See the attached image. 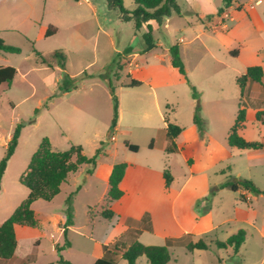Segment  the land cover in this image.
<instances>
[{"label":"rangeland","instance_id":"rangeland-1","mask_svg":"<svg viewBox=\"0 0 264 264\" xmlns=\"http://www.w3.org/2000/svg\"><path fill=\"white\" fill-rule=\"evenodd\" d=\"M35 1L39 5L45 2L32 0L33 9H28L12 0H0V37L21 48L20 54L10 56L13 59L9 64L17 69L11 88L0 92V161L17 124H24L2 181L0 220L5 207L28 193L20 184L18 173L26 170L44 137L59 151L80 145L87 157L96 155L98 149L100 153L95 165H82L72 173L53 200L33 203L39 225L24 230L17 228V258L7 264H18L20 258L27 256L30 259L26 264H61V257L70 264H94L101 257L125 264L122 251L134 239L143 244L166 246L165 237L169 236L174 237V244L168 246L171 253L168 264H264V242L259 237L264 229V194H252L245 202L240 194L247 196V192H234L223 186L228 181L244 178L264 191V160L253 159L250 150L231 147L227 142L230 124L235 121L241 101L235 71L232 79L222 73L224 95L219 114L215 112L217 116L211 124L204 119V137L209 144L188 132L189 144L185 149L168 155L162 145L164 116L168 114L171 121L186 130L193 122L198 105L199 115L206 116L201 110L200 95L204 93L202 89L206 90L204 95L208 90L199 81L200 69H191L193 74L188 80L180 74L172 75V86L156 89L159 100L156 107L153 98L146 97L151 91L148 85L134 88L120 85L121 80L127 79L128 70L123 69L121 74L126 63L123 53L115 50L128 46L139 50L146 33L144 28L136 29L132 20H123L120 11L110 7L107 0H50L45 16L39 19L33 17L37 11ZM123 5L129 11L135 7L134 0H123ZM49 23L56 25L57 33L46 38ZM165 36L161 28L153 39L161 40L166 46L175 41V37L169 40ZM215 49L224 59L217 45ZM55 51L63 52L66 59L55 56ZM197 53L193 56L199 57ZM203 60L205 69L211 68L209 55ZM65 74L72 77L76 87L64 93L60 83ZM190 82L197 90L196 98ZM110 84L120 103L122 123L130 127L126 135L123 129L111 131L114 100ZM135 102L147 103L148 111L128 108L129 103ZM242 102L247 108L242 136L264 143V126L252 113L258 106L256 99L246 97ZM114 133L116 139L111 141ZM127 143L137 145L139 150L130 151ZM128 159L136 164L137 181L145 180L135 186L132 179L135 188L128 183L124 198L113 206L117 213L133 216L148 210L153 216L154 231L145 230L139 224L140 231L125 232L126 224L118 222V218L108 220L101 216L107 192L102 172L111 163ZM166 168L173 176L168 189L163 178ZM70 196L72 224L65 235L66 201ZM198 218H211L217 230L199 237L186 235L185 230H190ZM240 229L246 231V238L238 252L233 250V255L215 244L206 250L187 248L190 241L196 242L199 238L225 242ZM137 263L150 264L144 256Z\"/></svg>","mask_w":264,"mask_h":264},{"label":"crops","instance_id":"crops-1","mask_svg":"<svg viewBox=\"0 0 264 264\" xmlns=\"http://www.w3.org/2000/svg\"><path fill=\"white\" fill-rule=\"evenodd\" d=\"M12 1L13 3L14 2L17 3L18 6L20 7H27L28 9L32 7L33 9V5H31L32 0H12ZM44 1L45 2L41 3V5H39L35 1V10L37 9V11H35V14L33 16L35 17L34 19H39L41 16H45L48 9V3H50V0H44ZM176 3L179 7V12H172L169 16L165 17L161 23H158L155 20H149L140 28V29L144 28L147 32V25L148 24L151 25L152 36L162 28L164 35H166L165 37H168L169 40H171L172 37H175L174 38L175 41L172 42L169 46H166L165 43H163L161 40L158 39L157 41H154L155 42L154 49L150 51H144L145 42L143 38V44L139 50H134V48L129 46L121 50H115V52L118 54L123 53V61L126 63L125 66L121 68L122 69L121 74L123 69L128 70L127 79L121 80L120 85L121 87L128 88L127 85L129 84L131 79H136L141 81L142 84L140 86L148 85L151 88V91L147 93L146 97H148L149 95L151 99L153 98L155 102V106L159 107V100L156 89L164 86H172L174 83L172 79V75L180 74V76H182L185 79V77L178 71V69L172 65V55L170 52V48L174 45H178L180 51V57L185 65L187 77L193 74V71L191 69H197V70L200 69L201 71V75H200L201 77L199 81L202 85H205L204 87H206V89L208 90V94L204 95L206 90L202 89L204 93L200 95L202 98L201 110L204 111L206 114V116L203 119H205L209 124H211L214 118H216L217 116L215 112L218 113L220 111L221 100H222L221 97L222 95H224L223 87H222V79H221L222 76L223 75L230 76L232 79L233 70H234L235 71L234 77L237 80V77L243 75L247 71V68L250 66H261L264 71V8H260V6L264 4V0H247V1L237 0L233 2V4L230 7L226 8L221 14H218V10L223 6V0H176ZM26 17L29 18L30 17L29 14H27ZM50 26H54L57 29L55 24L49 23L47 24L46 30ZM175 34H177V36H175ZM215 45H217L218 48L217 50L219 52H223V55L225 56L224 59L220 58V56H218V54L216 53ZM196 52H198L197 54H200L199 57H196L195 55L193 56V54L194 53L196 54ZM0 54L1 56H3V57L0 56V66L2 67L11 66V64H9V61L12 60L13 57L10 56L15 54L3 53V52H0ZM206 55H209L210 58L209 64H212L210 65L211 68L209 69H205L207 65L203 63L204 61L203 58ZM229 55L232 56L230 59H228ZM203 69L207 71L204 72ZM223 72L224 74L222 75ZM121 74L118 79H121ZM190 83L194 86L193 83H195V81L193 80V83L192 82ZM129 88H134V87H129ZM204 97L205 100H203ZM246 97L247 99L252 97L253 99H256L258 103L257 108L252 111V113H255V118H256V113L258 111L264 110V76L262 79V83L248 82L243 97H241V92H240L241 101L239 103V106L245 107V109L247 108L246 106H244V102L242 101ZM239 106H238V110H239ZM118 108H119L118 120L114 131L121 132L125 130L124 134L126 135L130 132L129 131L130 127L125 126L122 123V111L119 101H118ZM128 108L134 111L137 109H140L143 112L148 111L147 103H143V102H135L134 105L129 103ZM167 108H169V105H167ZM165 117H167L170 122L175 124L177 123L171 121L168 114L164 116L165 140H163L162 145L164 147L165 152L167 153L166 148L169 145V140L166 135L167 123ZM246 119H247V110H246ZM233 124H230V128ZM262 126H264V124H262ZM244 128L239 131L241 135H243ZM188 132H190L191 135L198 137V139L203 143L207 145L209 144L207 137L202 138L199 136V130L197 125L194 123V118H193V122L190 124L189 129L186 130V128H183L182 133L176 139V144L178 146L177 152L184 150L185 147L189 144ZM115 139L116 136L114 133L111 136L110 140L112 141ZM9 140L10 139H8V142ZM249 141H255V140H249ZM250 151H251L250 154L251 158L257 160L258 159L264 160V147L259 150H250ZM177 152L167 153V154L174 155ZM125 162L127 163V168H126L125 176L120 183V187L123 190L124 195L121 199L113 201L110 205L111 208L114 203H118L124 198L125 186L128 185V183H131L133 185L131 181L132 179L134 180L135 186L136 184L138 185V182L142 184L145 180V179L142 180L139 179V181H137L136 179L137 172L135 168L136 164L135 162H133L132 159H128ZM9 163L10 162H8V164ZM8 164H7V168H8ZM114 164H116V162L111 163L108 166V168L102 172V176L104 177V180L107 183V191L109 189V183H108L109 175L111 173ZM83 165H87V164H83ZM7 168L5 170L4 176L6 175ZM24 171L25 170L19 171L18 173L19 178ZM238 179H244V178H237V180ZM134 185L132 188H135ZM241 190H239L238 192H240ZM3 192H4V186L2 185L0 196ZM245 192H247V196L245 195L246 197L245 202H247L248 197L251 196L252 193L248 191ZM28 194H29V190L28 193L26 192L25 196H28ZM25 196H22L18 200L13 201V203L9 207H5L3 217L0 220V224L3 223L13 213V211L17 208V206L23 201ZM0 208H2V204H0ZM112 209L114 211L113 218H118V222H122L126 224L125 232L140 231L138 229L139 224H142L145 230L154 231L153 216L148 210H143V212H141L137 216H133L129 213H124V214L117 213L114 206ZM17 228L24 230L32 227L22 228L19 225L15 226L17 242H18L17 245V250H18L19 238L17 234ZM217 228L218 227L213 224L211 218H205V219L198 218V219H194L192 228L190 230H185V234L194 237H199L213 233L217 230ZM259 237L264 242V229L261 230V234ZM168 238L173 239L174 237L171 236L165 237V241ZM205 241L208 242L207 240ZM215 241L218 240L210 239L208 243L211 242V245H213ZM146 245H153V244H146ZM226 251L228 254L233 255L232 246H228L226 248Z\"/></svg>","mask_w":264,"mask_h":264},{"label":"trees","instance_id":"trees-1","mask_svg":"<svg viewBox=\"0 0 264 264\" xmlns=\"http://www.w3.org/2000/svg\"><path fill=\"white\" fill-rule=\"evenodd\" d=\"M237 0H223V6L218 10V14H221L226 8L230 7L233 2ZM108 5L112 8L118 9L122 14V19L125 21L132 20L136 29H140L149 20H155L161 23L163 19L169 16L172 12H179V7L176 0H134L135 8L133 10L125 9L123 0H107ZM57 32L54 26L48 27L45 32L46 37H50ZM145 47L144 51H150L155 48V42L152 36V26L147 25V32L143 36ZM37 56L42 57L41 53L34 49ZM0 52L10 54H20L21 48L8 44L0 37ZM172 55V65L178 69V71L187 79V73L185 65L180 57V51L178 45H174L170 48ZM55 56H60L63 60L66 59V55L61 51H55ZM234 54V52H233ZM17 75V69L13 66L2 67L0 66V92H4L11 88V85ZM264 71L261 66H250L247 71L237 77V84L239 86L241 97L244 96L246 86L248 82L262 83ZM142 84L141 81L131 79L127 87H138ZM74 80L69 74H65L61 80L60 89L65 93L71 88H75ZM193 95L197 97V90L192 86ZM110 92L114 100V113L111 123V131H114L118 120V99L115 94V90L110 84ZM194 116V123L199 130V136L204 137L206 130V122L199 115L200 106H197ZM256 119L264 124V110L256 113ZM167 127L166 135L169 140V145L166 148L167 153H174L178 151L176 144L177 137L182 133L183 128L175 123H172L165 117ZM246 121V109L239 106V110L234 124L231 126L227 142L231 147H235L241 150H259L264 147V144L260 141H249L245 139L240 130L245 127ZM24 126L22 122L18 123L15 131L13 132L5 150V154L0 161V191L2 187V180L7 168V164L10 158L15 153L18 145V139L20 136L21 128ZM127 148L132 152H137L139 147L134 144H126ZM100 153V149L97 150L96 155L93 157H87L83 148L80 145H72L68 150L59 151L52 147L50 139L44 137L37 150L31 157V160L19 178V182L22 186L29 190L28 196L17 206L13 213L0 224V264H7L11 260L17 258V236L15 226L19 225L22 228L32 227L36 228L39 225V221L36 217V213L32 207L33 203L37 200L51 201L55 196L61 192V186L67 182L72 173L77 172L83 164H96V156ZM127 168L126 162H119L114 164L111 173L109 175L108 183L109 189L107 191L104 205L102 206L101 216L105 219H112L114 211L111 208L113 201L119 200L123 197L124 192L120 187V183L125 176ZM163 178L165 180V186L168 188L172 181L173 176L168 168L164 170ZM230 188L234 192H238L243 189L252 194H264L252 180L238 179L237 181H228L223 185ZM240 199L245 201L244 194H240ZM71 196L67 199L66 204V227L64 233L66 235L68 227L72 224V209H71ZM148 216V215H147ZM246 232L241 229L237 233L231 235L225 242L215 241V245L226 249L228 246H232L234 252H238L240 246L245 240ZM174 244V239L168 238L166 240V246L161 245H146L138 240H134L131 245L122 251V257L126 260L125 264H138L137 260L140 257H146L150 264H168L171 260V253L168 246ZM211 242L208 243L204 239L198 241H190L187 244L189 250L199 249L206 250L210 247ZM104 249L109 251L108 247ZM60 251V248H58ZM29 257L20 258L18 264H26L29 261ZM61 264H70L62 257L60 258ZM94 264H116L112 258L101 257L98 258Z\"/></svg>","mask_w":264,"mask_h":264},{"label":"built area","instance_id":"built-area-1","mask_svg":"<svg viewBox=\"0 0 264 264\" xmlns=\"http://www.w3.org/2000/svg\"><path fill=\"white\" fill-rule=\"evenodd\" d=\"M81 1H85V2H88V0H81ZM251 7H253V6H251Z\"/></svg>","mask_w":264,"mask_h":264},{"label":"water","instance_id":"water-1","mask_svg":"<svg viewBox=\"0 0 264 264\" xmlns=\"http://www.w3.org/2000/svg\"><path fill=\"white\" fill-rule=\"evenodd\" d=\"M235 180H237V179H235Z\"/></svg>","mask_w":264,"mask_h":264}]
</instances>
